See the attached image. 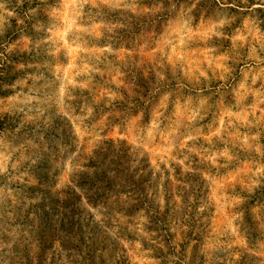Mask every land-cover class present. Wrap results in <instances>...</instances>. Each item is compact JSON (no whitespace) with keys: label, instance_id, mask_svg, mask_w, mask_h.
I'll return each mask as SVG.
<instances>
[{"label":"rangeland","instance_id":"rangeland-1","mask_svg":"<svg viewBox=\"0 0 264 264\" xmlns=\"http://www.w3.org/2000/svg\"><path fill=\"white\" fill-rule=\"evenodd\" d=\"M0 264H264V0H0Z\"/></svg>","mask_w":264,"mask_h":264},{"label":"trees","instance_id":"trees-1","mask_svg":"<svg viewBox=\"0 0 264 264\" xmlns=\"http://www.w3.org/2000/svg\"><path fill=\"white\" fill-rule=\"evenodd\" d=\"M111 163H114V161H111ZM117 167H121L123 168V166H121L119 163L116 165ZM101 187L103 189H108L110 190L112 187H119L122 184H125L127 187V189L129 190V193H133L136 194L135 192L138 190L137 185H135V183L133 182V178L129 177L128 174H126V171L122 170L121 172L117 171L114 175L113 178H104V181L100 183ZM92 187L94 189L99 188L98 186L92 184ZM117 190V189H116ZM134 202L136 203L137 206L142 207L143 209H145V211H147L148 213L149 211V207L147 206V204L145 203V201H142L139 199L134 200ZM128 214V212H126Z\"/></svg>","mask_w":264,"mask_h":264}]
</instances>
